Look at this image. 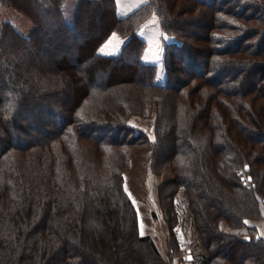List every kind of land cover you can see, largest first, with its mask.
<instances>
[{"label":"trees","instance_id":"trees-1","mask_svg":"<svg viewBox=\"0 0 264 264\" xmlns=\"http://www.w3.org/2000/svg\"><path fill=\"white\" fill-rule=\"evenodd\" d=\"M64 3L0 0L36 24L0 29V264H173L176 242L164 258L125 188L143 148L153 171H176L160 186L170 226L187 190L211 251L201 264H264L263 237L222 226L264 217V0H148L124 16L117 0H80L73 23ZM89 12L104 15L97 31ZM153 14L177 40L160 63L143 59L138 33ZM112 32L121 51L100 53ZM44 40L59 51L45 63L28 55ZM31 99L45 107L35 125L19 115ZM155 104L152 138L128 116Z\"/></svg>","mask_w":264,"mask_h":264},{"label":"rangeland","instance_id":"rangeland-1","mask_svg":"<svg viewBox=\"0 0 264 264\" xmlns=\"http://www.w3.org/2000/svg\"><path fill=\"white\" fill-rule=\"evenodd\" d=\"M79 1L80 0H65L63 5L64 14L69 23H73L74 21V15ZM147 1L148 0H117L116 5L118 13L121 16L127 15ZM106 10L107 9H105V11ZM103 16L101 13L90 14L89 12L87 19H89L91 23L84 27L87 28L89 26L91 29L93 27L97 31L103 26L105 21ZM7 21L11 22L18 31L26 36L34 33L33 31L36 24L31 19L16 11L14 8L3 5L0 9V29L2 24ZM55 26H57V23L53 21L52 16L48 18L45 17L43 26L45 29L51 30V28ZM138 33L147 42L143 59L149 62H161L164 41H177L174 36L168 35L165 32L161 19L157 14H153V16L147 19L139 28ZM80 37L81 36H79V38ZM68 38L71 39L70 42L75 39L72 35L68 36ZM123 41V36L119 33L112 32L99 46V51L107 55L117 54L123 47ZM49 42L44 40L40 46L41 48L33 52L31 51L28 55L30 56L37 53L43 60L45 59V63L46 59H50L52 54L56 55L59 52L56 51L50 55L49 47L54 41L52 40ZM48 45L49 47H47ZM4 46H6L5 48L7 50L10 49V42H7ZM20 50L21 49H19V51ZM119 79L120 77L117 76L115 80ZM2 89L3 83L0 81V90ZM33 99L27 102L26 108L22 109L19 115L21 118L35 125L37 123V116L39 117L45 113V107H43V104H38V101H33ZM157 115L158 109L155 104L152 113L149 115L137 113L129 115L128 123L133 127L143 130L150 135V137L154 138ZM3 136L4 135H1V138H3ZM175 178L176 171L173 167H168L161 172L153 171L151 168L150 150L143 148L135 151L131 156L129 167L125 172V188L137 209L141 234L150 235L154 239L162 256L168 259L170 249L173 247V242H176L175 253L172 259L173 264H201L208 261L211 257V251L204 244L203 236L197 229L195 214L188 206L187 190L181 187L176 194L175 207L178 215L175 223L170 226L164 217V211L160 202V186ZM247 182L251 181L247 179ZM252 186L255 187V184L253 183ZM222 226L226 230L239 233L240 238L257 234L264 238V217L258 219L248 218L246 219V225L241 228L231 226L226 221H223ZM245 251L246 250H243L242 252L246 253Z\"/></svg>","mask_w":264,"mask_h":264},{"label":"water","instance_id":"water-1","mask_svg":"<svg viewBox=\"0 0 264 264\" xmlns=\"http://www.w3.org/2000/svg\"><path fill=\"white\" fill-rule=\"evenodd\" d=\"M248 180L251 181V180H252V177L250 176V177L248 178Z\"/></svg>","mask_w":264,"mask_h":264}]
</instances>
